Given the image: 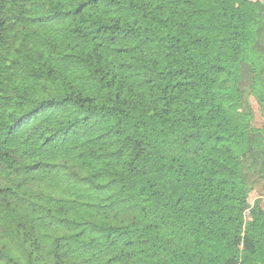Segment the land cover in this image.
<instances>
[{"label": "trees", "instance_id": "16d2710c", "mask_svg": "<svg viewBox=\"0 0 264 264\" xmlns=\"http://www.w3.org/2000/svg\"><path fill=\"white\" fill-rule=\"evenodd\" d=\"M264 0H0V264H264Z\"/></svg>", "mask_w": 264, "mask_h": 264}, {"label": "rangeland", "instance_id": "374dc122", "mask_svg": "<svg viewBox=\"0 0 264 264\" xmlns=\"http://www.w3.org/2000/svg\"><path fill=\"white\" fill-rule=\"evenodd\" d=\"M252 107L254 111L255 116V125L258 127H261L264 125V118L261 117L260 112L258 110L257 104L252 100ZM261 198L262 200V206L264 207V181H259L255 185L254 191L251 193V203L256 199Z\"/></svg>", "mask_w": 264, "mask_h": 264}]
</instances>
